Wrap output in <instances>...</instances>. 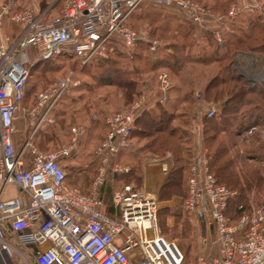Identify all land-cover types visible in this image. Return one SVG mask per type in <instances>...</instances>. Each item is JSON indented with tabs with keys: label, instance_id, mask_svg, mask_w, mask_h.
Wrapping results in <instances>:
<instances>
[{
	"label": "built area",
	"instance_id": "1",
	"mask_svg": "<svg viewBox=\"0 0 264 264\" xmlns=\"http://www.w3.org/2000/svg\"><path fill=\"white\" fill-rule=\"evenodd\" d=\"M143 2L173 8L222 39L225 17L197 0H65L61 12L48 18L47 10L19 8L14 0L0 4V183L19 189L14 197L0 198V251L16 250L29 264L6 239L5 232L11 230L18 243L33 247L36 264H183V247L159 231L157 193L125 183L109 197L105 194L110 176L130 171L121 154L132 146L136 118L151 107L143 97L106 115L108 131L95 148L99 165L87 192L67 181L65 166L78 150L85 126H74L72 141L53 150H43L34 141L40 127L54 122L53 109L80 80L71 72L62 75L38 92L31 107L22 105L32 54L42 59L71 55L88 63L109 58L116 41L126 46L145 42L156 52L160 41L129 24ZM255 11L264 14L261 0L234 6L229 15ZM7 25L20 29L7 33ZM232 66L250 82L259 81L237 63ZM169 76L167 70L158 74L161 103L168 98ZM219 109L213 103L204 115L212 117ZM20 112L31 130L18 149L14 133ZM162 166L168 169L166 163ZM234 194L210 171L206 150L193 159L183 207L199 221L203 240H210L213 248L198 254L194 264H264V200L233 218L226 209Z\"/></svg>",
	"mask_w": 264,
	"mask_h": 264
},
{
	"label": "rangeland",
	"instance_id": "2",
	"mask_svg": "<svg viewBox=\"0 0 264 264\" xmlns=\"http://www.w3.org/2000/svg\"><path fill=\"white\" fill-rule=\"evenodd\" d=\"M4 1L6 0H0V4ZM14 1L19 8L33 7L38 11L47 10L44 15L46 18L59 14L65 2V0ZM201 1L207 3L211 2V0ZM261 1L264 6V0ZM246 3L247 0H228L227 5L224 7L227 8L226 11H228L234 6L238 7ZM244 13L246 12H242L244 16H240L239 18L237 16L236 19L238 22L233 21L235 18L228 16L226 18L227 23L241 25L240 21H245L247 17H249ZM169 17H171V20H174V24L181 23L185 25V27H195L196 30H194L193 37L199 39V41L196 40L197 45L203 44L204 40L202 34L207 29H202L190 23L179 11L173 8L152 5L146 2L142 3L135 9L129 18V24L141 33L146 34L151 38L158 39L161 43L159 48L156 52H152L145 42H138L134 46H126L121 43V41H116L114 51L110 54L109 58L105 60L107 61L105 65L108 66V70H111L110 72H113L112 70L115 69L119 71H130L126 76H132L138 79L139 86L142 90L138 99L143 97L147 105L153 103L160 97L157 90L159 72L161 70L169 71L170 87L167 92L168 98L164 103L170 107V113H173V120L170 125L178 128L183 132V136L187 137V140L184 141L190 147L188 151L190 156L195 147L194 138L197 137L198 133L183 128L181 124L186 121L185 119H187L186 117L188 116L199 114L200 117H203L201 116V113H204L211 104L216 103L209 102L205 99L203 88L209 78L215 74L218 66L216 63L205 65L195 62H186L183 65L179 76H175L170 69L162 65L160 62L158 63V60L168 53V47H170L171 43L174 41L180 42V38L175 36L174 31L164 30V25L167 24L165 20L169 19ZM229 19H232V21ZM171 20L169 19V22ZM96 60L94 59L88 63H82L74 56L70 57V59L61 58L59 59V63L56 62L54 65H49L48 69L43 66L33 69L35 62L32 61L31 79L29 84L30 98L28 102L30 103L33 101L32 99L34 98L33 96L36 91L57 80L62 75L71 72L75 78L80 80V86L66 93L63 96V99H61L53 109L52 116L54 122L48 123L47 125L45 124L44 128L40 127L37 130L39 131L37 136L39 144L36 143L43 150L56 149L59 146L68 144L72 141V128L74 126H85V133L82 135L78 144L77 151L81 148L82 151L79 154L80 156L77 157L78 163L75 162V165L77 164V166L73 168V162L69 160L70 168L68 169V173L72 178H84L86 181H88L95 171V162L92 154H95V148L102 138L105 137V127L101 126L102 122L98 119H94L93 115L97 113L101 117L102 115L119 111L126 107L128 103L122 89L116 84V81L120 76H117L118 74H115V72L110 74L111 76H108V73L100 74L101 67L97 65ZM263 61L264 57L263 59H260L257 70L254 68L255 65L249 67V74L253 75L259 73L260 70H264ZM238 65L241 66L242 64L238 63ZM135 66L139 67V72H135ZM121 75L124 76L125 74ZM255 78L259 80L256 85L259 86L264 93V84L262 81L264 78V72L261 76ZM200 95L201 97L198 99V96ZM252 95L256 97L257 101H263L261 100L260 94L254 93ZM262 96H264V94H262ZM186 99L187 105L191 101L190 105L192 106L195 104L197 109L194 111L187 109L188 106L183 104V101ZM217 103L220 102L217 101ZM175 106H179L180 108L177 109ZM262 106L264 107V104H262ZM182 109H185L184 111L187 113L186 117L180 112ZM249 111H251V109L242 112V122H236L232 126H229V128L227 127V129L230 130L222 133V139L229 140V155L237 156L235 166L239 168H242L243 166L244 169L250 168L254 170L251 173L253 182H250L251 188H248L247 191L250 204L254 206L264 200V112H259L257 109L255 112L254 110L251 112ZM176 123L179 124L176 125ZM52 125L55 126V134L45 137V131L47 130L50 133L49 135H51V132L53 131L50 130L52 129ZM204 125L205 124L202 123V132L204 131ZM149 139L150 138H143L142 136L139 138H132L133 146L130 149H126V152L122 153L121 162L129 166L130 169L133 167V172L129 175V179L126 177L121 179H116V177H114L110 179L108 181L109 187L114 190L120 188L127 179L134 181L139 187L145 188V186H147L146 173L149 174L151 172L152 166L162 165V162L164 161H170L168 167L169 170L174 166V154H167L161 150L154 151L148 149L138 151V149L149 141ZM204 146L207 150L208 147L206 146L205 141ZM66 162L68 161L66 160ZM156 171H158L161 178L163 177L164 181L167 174H163L159 169H156ZM138 175H141V178L138 177ZM183 187H181V190L177 195H173L166 200H159L160 212L158 215V228L160 233L166 238L177 241L183 249L186 250L185 264H194L195 258L198 254L204 251H213V248L211 250L209 243L210 240H203L202 228L196 217L189 216L187 212H184L182 204V195L184 192ZM228 187L230 188V185H228ZM160 188L161 186H159V190ZM230 189L235 192L233 195L235 196L236 190L232 188ZM27 257L29 256L27 255ZM17 260L20 264H26V261L20 256L19 258L17 257ZM31 262V264H34L33 261Z\"/></svg>",
	"mask_w": 264,
	"mask_h": 264
},
{
	"label": "trees",
	"instance_id": "3",
	"mask_svg": "<svg viewBox=\"0 0 264 264\" xmlns=\"http://www.w3.org/2000/svg\"><path fill=\"white\" fill-rule=\"evenodd\" d=\"M197 1L201 2L205 6L211 7L215 12H221L223 14L227 13V8L224 6L227 5L228 0H211L209 3L201 0ZM169 19L171 20V17H169ZM169 19L165 20L167 24L164 25V30L174 31L175 36L180 38V42L174 41L171 43L170 47H168V53H166L164 57H161L158 60V63L160 62L162 65L166 66L172 71V73H174V75H179L186 62H195L205 65L216 63L218 66L215 74H213L205 84L204 95L207 101H218L222 103V107L218 114L212 117L204 118L203 123L205 125L203 132L205 144L208 147L206 155L209 159L210 171L217 177L219 182L224 183L227 186L230 185V188L236 190V195L231 197L228 202L226 213L233 218H237L243 213L251 211L253 208L248 199L247 191L248 188H251L250 182H253L251 173L254 170L250 168L244 169L243 166L242 168L235 166L237 156L229 155V140L222 139V133L228 132L230 129H227V127L229 128V126H232L234 123L242 122L241 114L245 110L251 109V111L254 110L255 112L257 109V111L263 113L264 107L262 104H264V96H262V94L264 93L257 85H253L251 87L249 85V81L244 76L240 75L237 71L230 67V63L236 49L264 53V14L262 11H256L251 13L245 21H240L241 25H235L232 23L234 32H222L221 41H218L214 31L207 29L202 34L204 41L201 45H197L196 40L199 41V39L193 37L194 30H196L195 27H185V25L181 23L174 24V20L169 22ZM16 28L15 32H18L20 28L18 26ZM62 56L63 57L58 56L48 59L38 57L34 58L33 61L35 64L33 65V69H37L39 66H43L48 69L49 65H54L56 62L59 63V59H70V57H72L70 55ZM107 59L96 60L97 65L101 67L100 74L108 73L109 75H107L111 76L110 74L115 72V74H118L117 76H120L117 79L116 84L120 89H122L125 98L128 101L127 105H129L138 99L142 93L138 79L136 77L126 76V74L130 72L128 70L119 71L115 69L112 70L113 72H110L111 70H108V66L105 65L107 63L105 60ZM134 68L135 72L140 71L139 67L135 66ZM31 70L23 100L24 104L28 108L33 105L38 92L44 88L43 87L36 91L33 96L34 98L32 99L33 101L30 103L28 102L30 98L29 84L31 79ZM121 74L125 75L123 76ZM79 86L80 84L77 87ZM77 87L73 89H76ZM254 93L260 94L261 100L263 101H257L256 97L252 95ZM105 117L106 115H102L101 117L99 116L98 120L102 122L101 126L105 127L104 134L106 135L108 128L105 123ZM172 120L173 113H170L169 109L156 99L155 107L144 109L138 115L134 122L132 131V136L134 138H139L141 136L143 138H150L149 141L138 149V151L149 149L154 151L161 150L171 155L174 154L173 157L175 164L169 170L167 177L162 182L158 194V201L166 200L171 198L173 195H177L181 190V187H183V181V199L187 195L189 167L192 163L191 156L188 154L190 147L185 141V145L182 142L183 139L187 140V137L183 136V132L170 125ZM44 127L45 125L42 128ZM51 127L52 129L50 130H53L51 135H49L50 133L47 130L45 131V137L55 134V126L52 125ZM38 133L39 131H37L34 135V141L37 143ZM123 152H126V150L122 151V153ZM97 159H95V156L93 155L95 171L92 176L88 179V181L82 178L84 180L80 188L85 192L89 191L93 177L97 171L99 158L97 157ZM66 172L67 176H69L68 171ZM132 172L133 167H131L128 172L115 174L114 177H116V179L124 177L128 178ZM138 177L141 178V175H138ZM125 181L126 182H124L120 187H122L125 183H131L135 188H141L134 181L127 179ZM159 212L160 208L158 209V215ZM184 212L186 213L185 209ZM185 251L186 250H184L183 264L186 262Z\"/></svg>",
	"mask_w": 264,
	"mask_h": 264
},
{
	"label": "crops",
	"instance_id": "4",
	"mask_svg": "<svg viewBox=\"0 0 264 264\" xmlns=\"http://www.w3.org/2000/svg\"><path fill=\"white\" fill-rule=\"evenodd\" d=\"M216 13L221 14V15H223L225 17V23L223 25H221V27H220L221 33L222 32H234V27L232 26V23L230 24V23H227V21H226L227 20L226 18L228 16H230L232 18H235V20H233V21H236V22H238L237 19H236L237 16H238V18L240 16H244L242 14V12H241V14L239 13L236 16H231V15H229V10L227 11L226 14H223L221 12H216ZM244 14H246V16H249L251 13L250 12H246ZM230 21H232V19ZM16 27H17L16 25H7L6 28H5V31L7 33H15V31L17 29ZM208 30H211V29H208ZM211 31H213V30H211ZM263 57H264V53H262V52H254V51H250V50L236 49L234 51V53H233V58H232V61L230 63V67L233 70L237 71L240 75L245 77V75H243L240 71H238L237 69H235L232 66V63L235 62L237 64L238 63L242 64L241 65L242 67L241 66H239V67H241V69L243 71H245L246 73L249 74V72H248L249 71V67L255 65L254 68L257 70V68L259 67L258 63L260 62V59H263ZM34 58H37V57H36V55L32 54V61H33ZM263 72H264V70H262V71L260 70V72L257 73L258 76H261L263 74ZM175 76H179V75H175ZM245 78L247 79V77H245ZM263 80H264V78H263ZM249 84L251 86H253V85H256L258 83L257 82L252 83V82L249 81ZM204 90H205V87L203 88V92L205 94ZM200 97H201V95L198 96V99ZM186 101H187V99L183 101L184 105H187ZM162 104H164V106H166L168 109L170 108L168 105H166V103H162ZM190 104H191V101H190V103H188V105H187L188 108L187 109H190L192 111L197 109V106L195 104L192 105V106ZM219 104H220V109H221L222 103H219ZM22 105L26 106L24 104V102L22 103ZM149 105L151 106L150 108L155 107V101L153 103H150ZM175 108L179 109L180 107L179 106H175ZM220 109H219V111H220ZM184 110L185 109H182V111H180V112L182 114H184V116L186 117L187 113ZM201 116H203V117H200L199 114L195 115V116L194 115L193 116H188V117H186L187 119H185L186 121H184V123L181 124V126L183 128L191 130L193 132L196 131L198 133L197 137L194 138L195 147L192 150V154L190 155L192 161H193V159L195 157H198L199 155H201L206 150V148L204 146V141L205 140H203V132H202V123L204 122V118L206 116L204 115V113H201ZM176 121H177V119H176ZM177 124H179V123H176V125ZM15 128L16 129H15V133H14V140H15L17 148L19 149L21 147V145H22L24 137L27 136L28 133L31 130V127L28 124V118L25 115H23L21 112L18 113V115H17V117L15 119ZM182 142L184 144V139L182 140ZM190 145L192 146L191 143H190ZM81 151H82V148L79 151H77L76 153H74V155H72L69 159H67L68 162H66V165H65L66 166V171H68V169L70 168L69 167V164H70L69 162L70 161L73 162L72 163L73 164L72 165L73 168L77 166V164L75 165V162L78 161L77 157L80 156L79 154H80ZM206 153H207V150H206ZM93 155L95 156V159H97L98 156L95 155V154H92V156ZM169 162L170 161H164V162H162V165H163V163H166L167 167H169V164H170ZM162 165H155V166L151 167V172L149 174L146 173V182H147L146 185L147 186H145V188L142 187L141 189H144V190L149 191V192L157 193V195H158L159 186H161V182H163V177L162 178L160 177V174H158V171H156V169L157 170L159 169V171L161 170V172L163 174H167L168 170H169V169L166 170V171L163 170V168H162L163 166ZM113 177H114V175L110 176L109 180L112 179ZM83 180L84 179H82V178L77 179V177H73L72 178V176L71 177L67 176V181L69 183H71L73 185H77L79 187L83 184ZM108 181H107L106 185L104 186V189H105V192H106L105 193L106 197H109V195L114 191V189H112L111 187L108 186ZM18 194H19V189L17 188V186L15 184L10 183V184H7V185L4 186L3 184L0 183V198L1 199H9V198L14 197V196H16ZM182 204H183V202H182ZM103 210L106 211V210H108V208L104 207ZM5 233H6V239L9 242H11L18 251L22 252L25 255L27 254L30 257V259H29V257H27V255H26V257L28 258L29 264L32 263L31 261H33V263L36 264L35 261H34V258L32 256L33 247H31L29 245H22V244L18 243L17 240H16V237H15V233L13 231L10 230V231H6ZM19 256H20V254L16 250H11L9 252L0 251V264H20V262H18V260H17V257L19 258Z\"/></svg>",
	"mask_w": 264,
	"mask_h": 264
},
{
	"label": "bare ground",
	"instance_id": "5",
	"mask_svg": "<svg viewBox=\"0 0 264 264\" xmlns=\"http://www.w3.org/2000/svg\"><path fill=\"white\" fill-rule=\"evenodd\" d=\"M255 75H257V76H258V74H257V73H255ZM257 76H255V77H257Z\"/></svg>",
	"mask_w": 264,
	"mask_h": 264
}]
</instances>
